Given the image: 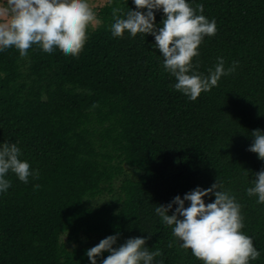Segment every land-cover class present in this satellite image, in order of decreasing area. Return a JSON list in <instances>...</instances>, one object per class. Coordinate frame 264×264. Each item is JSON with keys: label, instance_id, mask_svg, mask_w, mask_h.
<instances>
[{"label": "trees", "instance_id": "obj_1", "mask_svg": "<svg viewBox=\"0 0 264 264\" xmlns=\"http://www.w3.org/2000/svg\"><path fill=\"white\" fill-rule=\"evenodd\" d=\"M186 2L203 5L197 14L217 27L193 58L196 71L207 76L221 57L225 69L236 64L194 102L174 89L153 36H112L113 8L135 11L133 0L96 9L101 23L89 26L78 57L35 45L25 57L0 51V146L15 144L39 172L26 184L6 176L0 264H90L86 252L113 235L114 248L148 237L145 247L162 253L153 264H202L155 208L216 180L241 205V231L260 253L250 264H264V204L246 191L264 169L248 151L252 132L264 134V0ZM162 19L156 12L158 27Z\"/></svg>", "mask_w": 264, "mask_h": 264}, {"label": "clouds", "instance_id": "obj_2", "mask_svg": "<svg viewBox=\"0 0 264 264\" xmlns=\"http://www.w3.org/2000/svg\"><path fill=\"white\" fill-rule=\"evenodd\" d=\"M133 3L135 11L122 13L120 8H113L112 36L122 38L125 32L131 37L153 36L154 46L163 57L164 71L175 78L174 89L190 101L211 91L222 76L235 70V62L225 69L221 57L207 76L196 71L199 64H193V58L199 56V46L205 37H212L217 31L215 20L197 14L203 12V5L192 7L186 0H133ZM156 12L163 14L159 27L155 24ZM100 23L87 0H0V51L14 47L25 57L35 45L44 53L58 49L65 56L78 57L88 38L89 26ZM252 137L248 151L264 161V134L254 130ZM20 155L15 144L0 146V193L11 186L6 179L9 172L25 184L29 177L39 178V172L31 171L29 163L19 159ZM253 185L246 190L247 195L264 204V169L255 175ZM39 187L34 185V189ZM222 188V182L216 180L207 189L197 187L186 193L183 199L176 196L166 206H157L155 212L171 228L180 249L190 250L202 264H250L260 253L251 237L241 231L244 227L241 205ZM210 195L215 197L214 202L205 204L203 198ZM117 238L108 236L88 250L90 264H97V258L104 252L109 255L101 264H153L162 255L160 249L149 251L145 247L148 237L130 238L114 248ZM168 247H173V243Z\"/></svg>", "mask_w": 264, "mask_h": 264}, {"label": "rangeland", "instance_id": "obj_3", "mask_svg": "<svg viewBox=\"0 0 264 264\" xmlns=\"http://www.w3.org/2000/svg\"><path fill=\"white\" fill-rule=\"evenodd\" d=\"M107 0H87L89 5L92 7L93 11L96 13V9L100 6H102ZM97 24L90 25L92 27H95ZM62 241H65V235L62 236ZM71 246V245H69Z\"/></svg>", "mask_w": 264, "mask_h": 264}]
</instances>
